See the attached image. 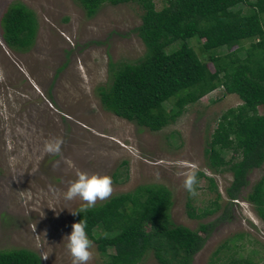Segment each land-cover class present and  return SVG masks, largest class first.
<instances>
[{
    "label": "rangeland",
    "instance_id": "rangeland-1",
    "mask_svg": "<svg viewBox=\"0 0 264 264\" xmlns=\"http://www.w3.org/2000/svg\"><path fill=\"white\" fill-rule=\"evenodd\" d=\"M14 2L35 13L37 31L28 49L16 50L5 44L0 24V249L35 251L41 264H72L66 236L77 223L72 212L83 201H67L63 194L86 172L110 176L112 195L162 184L171 193L175 224L197 229L199 223H214L191 264H264V222L245 199L264 173V162L248 172L247 185L230 203L231 172L213 171L204 152L220 115L241 103L238 96L220 86L158 131L138 126L105 110L98 90L110 84L109 61L131 63L144 55L135 31L142 7L104 3L87 17L77 0H0V19ZM153 2L160 9L166 0ZM185 42L201 59L214 54L204 53L197 37ZM227 51L222 47L216 54ZM56 138L63 141L60 154L46 153L45 144ZM181 163L198 166L195 196L177 175L186 170ZM215 199L214 213L188 216L186 203L201 214ZM92 242L88 264H104L106 257ZM137 264L160 263L147 251Z\"/></svg>",
    "mask_w": 264,
    "mask_h": 264
},
{
    "label": "trees",
    "instance_id": "trees-1",
    "mask_svg": "<svg viewBox=\"0 0 264 264\" xmlns=\"http://www.w3.org/2000/svg\"><path fill=\"white\" fill-rule=\"evenodd\" d=\"M77 1L87 17L104 3L136 2L143 9L135 31L145 53L136 62L109 61L110 84L98 90L105 110L158 131L187 104L220 86L238 96L241 103L220 115L204 149L213 171L231 172L226 194L232 203L247 185L248 172L264 162V0H166L160 9L153 0ZM0 24L9 48L26 50L34 42L37 19L23 3L10 4ZM192 37L198 38L204 53L215 50L208 61L185 42ZM177 40L182 44L168 51ZM222 47L229 51L216 54ZM245 199L264 222V173ZM216 201L201 214L186 203L187 214H212L219 207ZM171 205L167 187L140 184L76 214L75 220L86 221L85 231L106 257L104 264H137L147 251L160 264H191L204 244L203 233L214 223H199L197 229L175 224ZM0 264H41V256L26 248L0 249Z\"/></svg>",
    "mask_w": 264,
    "mask_h": 264
},
{
    "label": "clouds",
    "instance_id": "clouds-1",
    "mask_svg": "<svg viewBox=\"0 0 264 264\" xmlns=\"http://www.w3.org/2000/svg\"><path fill=\"white\" fill-rule=\"evenodd\" d=\"M63 141L59 138L53 139L45 144L44 151L48 154H57L61 152ZM180 167L186 170L178 172L177 175L182 176L183 187L190 194L196 195L198 166L193 163L185 165L181 163ZM114 192L113 180L107 175L91 174L86 172L78 173V178L71 182L67 191L63 194V198L72 201L79 198L83 203L79 211L72 212L73 215L87 212L89 208L96 205L97 201H104L111 197ZM87 227L86 221L81 219L80 222L72 225V232L66 236V249L72 258V264H88L93 259V242L88 238L85 231ZM47 259V257H44Z\"/></svg>",
    "mask_w": 264,
    "mask_h": 264
}]
</instances>
